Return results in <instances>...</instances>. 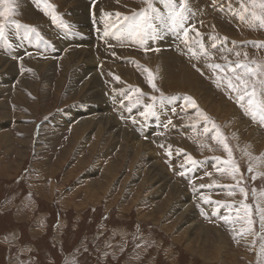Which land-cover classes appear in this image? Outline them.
I'll list each match as a JSON object with an SVG mask.
<instances>
[{
    "label": "rangeland",
    "instance_id": "rangeland-1",
    "mask_svg": "<svg viewBox=\"0 0 264 264\" xmlns=\"http://www.w3.org/2000/svg\"><path fill=\"white\" fill-rule=\"evenodd\" d=\"M227 2L188 0V24L213 54L209 61L193 58L170 33L148 41L147 52L105 36L114 19L106 13L130 14L146 6L142 0H15L11 19L35 27L44 39L25 38V27L10 25L7 42L0 41V264H264L258 256L264 240L234 239L231 226L200 199L210 195L238 207L244 197L238 189L229 195L225 187L200 188L235 181L216 171V158L227 159L223 146L203 134L202 121L192 126L199 119L195 109L181 108L182 98L192 97L227 137L256 218V203L264 206V176L251 180L245 152L264 154V124L245 114L226 82L217 85L207 64H224L223 56L235 61V51L264 60V49L246 43L264 41V29L234 17ZM217 35L228 38L224 50L211 48ZM129 87L145 94H133V103H151L149 97L160 93L176 99L157 100V117L145 121L142 107H121L120 92ZM169 119L175 127L164 128ZM188 155L198 163L191 165ZM252 164L264 172V160ZM254 231H260L258 222Z\"/></svg>",
    "mask_w": 264,
    "mask_h": 264
},
{
    "label": "snow or ice",
    "instance_id": "snow-or-ice-1",
    "mask_svg": "<svg viewBox=\"0 0 264 264\" xmlns=\"http://www.w3.org/2000/svg\"><path fill=\"white\" fill-rule=\"evenodd\" d=\"M146 5L139 10H133L130 14H122L120 12L106 13L105 15L109 18L114 17L109 28H106L105 36L112 35L121 42L127 40L132 43H138L141 46L147 45L148 41L158 40L165 38V35L170 33L177 40H180L187 50L191 53L192 57L195 59H200L201 57L206 58L211 61L213 59V54L205 47L203 43V37L201 33L195 28L194 25L188 24L190 19L191 9L189 7L188 0H142ZM218 0H213V6L217 4ZM238 7H234L232 0L227 2V10L241 22L247 23L250 27H258L264 29V0H236ZM15 0H0V41L7 42V31L6 29L10 25H15L17 29L25 27L27 29L25 38L35 34L38 40H43V36L37 31L33 26L21 25L18 21L11 19L15 13ZM157 4L163 6V11ZM49 9L52 8L51 5L47 6ZM225 4H220V9L223 11ZM52 18L54 21L58 20V16L52 13ZM63 27L69 28V25L63 24ZM190 33H195L194 36ZM213 43L211 48L216 49L218 45L220 50H224L225 44L228 42L227 37L213 36L211 37ZM247 44H251L253 47L264 49V41H249ZM233 49L237 47L236 41H232ZM244 46V45H241ZM233 49H229L232 51ZM147 52L149 47H144ZM159 51V49H155ZM235 56L237 59L235 61L230 60L227 56L221 57L225 63H208L207 67L211 68L214 73H217V85L220 86L221 83L226 82L227 89L231 93L235 94L236 102L244 109L245 114L249 115L254 121H258L264 124V60L257 61L255 59L249 60L247 52L241 53L235 51ZM243 55L244 59L241 60L240 57ZM145 73H147V81L154 91L159 92L155 84V74L151 69L144 68ZM116 81L119 82L120 77H114ZM133 94L137 97H143L145 94L139 88L129 87L126 91H121L120 95L124 97L121 100V107H126L128 112H132L134 108L142 107L143 111L139 112V115L147 121L151 117H157V100L161 102V105L165 101L174 102L175 97H165L163 93H160L159 97L150 96L149 99L151 103L144 104L140 99H137L135 103L132 102ZM230 98H232L230 96ZM124 100L128 101L125 105ZM183 104L181 106L183 111H187L188 108L196 110V115L199 118L192 122V126L196 127L201 121L203 122V134L208 135L211 133V139L223 146L224 151L227 153V159H221L217 157L216 159L220 161L219 165L216 167V171L219 173L227 174L235 181L234 186L230 185H219L213 181L210 184H201V189H212L213 187H225L229 189V195L233 194V191L238 189L243 195L244 199L240 202L239 206L232 204H227L222 201L213 200L210 195L201 194L200 199L204 204H208L213 208L212 215L219 216L226 224L231 226V230L234 233V239L240 237H246L247 235L259 236L264 240V206L260 203L255 205V217L253 214V205L248 204L245 201L248 198V190L242 186L246 177L240 172L239 164L233 157L232 148L227 142V137L220 130L219 126L212 121L206 113H203L197 106L196 101L190 97L185 96L182 98ZM173 113H176V108L171 109ZM133 123H136L133 120ZM175 127L172 124V120L169 119L167 124L163 127L167 128L169 126ZM161 147H164L161 145ZM179 152H183L180 149ZM167 154L171 156V146L168 148ZM179 154V153H178ZM249 157V167L247 172L251 174V180L255 181L258 177L264 176V172L254 171L252 161L264 160V154L260 156H253L251 153L245 152ZM187 161L191 165H195L198 162L195 161L191 155L187 156ZM182 175L184 173H181ZM207 175L211 176V173ZM254 198L257 196V190L255 188L251 189ZM260 198H264V190L260 192ZM224 208L225 213L220 214V209ZM233 212L235 216L233 217ZM258 218V219H257ZM258 222L259 232L254 231V225ZM236 223H241L242 226L238 230L234 227ZM255 246V240L252 242ZM258 256H264V243L260 245V253Z\"/></svg>",
    "mask_w": 264,
    "mask_h": 264
},
{
    "label": "bare ground",
    "instance_id": "bare-ground-1",
    "mask_svg": "<svg viewBox=\"0 0 264 264\" xmlns=\"http://www.w3.org/2000/svg\"><path fill=\"white\" fill-rule=\"evenodd\" d=\"M92 30V29H91ZM80 42L82 41L83 43H86V37H85V40L82 38V37H80ZM73 56H77V55H75V52H74V55ZM66 60H68V59H66ZM0 61H2V60H0ZM1 63V62H0ZM65 63H66V61H65ZM68 63V62H67ZM69 64V63H68ZM68 64H66V65H68ZM1 65V64H0ZM3 65V64H2ZM5 65V64H4ZM7 65V64H6ZM1 68V67H0ZM4 68V67H3ZM6 68V67H5ZM37 68V67H36ZM4 70V69H3ZM41 70V69H40ZM186 78V77H185ZM190 79V78H189ZM167 80V79H166ZM187 81V80H186ZM192 81H193V79H192ZM186 84V83H185ZM185 84H183V83H181V84H179L180 86V88H184V87H186L185 86ZM1 93V92H0ZM204 106H207L206 104H204ZM217 109V108H216ZM210 110H211V108H210ZM81 123V127H83L84 126V124H85V121H83V122H80ZM87 124V123H86ZM92 124V123H91ZM106 125V124H105ZM91 126V125H90ZM89 126V127H90ZM105 128H107V127H105ZM81 130V128L80 129H78L77 130V132L79 133V131ZM5 135V134H4ZM107 135V134H106ZM7 135H5V137H6ZM4 137V136H3ZM1 139V138H0ZM128 139V138H127ZM11 140V139H10ZM13 141V140H12ZM4 144V143H3ZM134 146V145H133ZM132 149V148H131ZM136 149V148H135ZM12 150V149H11ZM137 150V149H136ZM140 152V151H139ZM133 153H135V152H133ZM131 156V155H130ZM97 168V167H96ZM111 167H109V169H110ZM111 169H113V168H111ZM116 169V168H115ZM115 172V171H114ZM113 173V172H112ZM105 174V173H104ZM108 174V173H107ZM114 174V173H113ZM85 176H88V175H85ZM84 177V176H83ZM130 177V176H129ZM148 177V176H147ZM146 177V178H147ZM113 178V177H112ZM118 178V177H117ZM146 180V179H145ZM149 180V179H148ZM154 180H155V178H154ZM110 181H111V179H110ZM109 181V182H110ZM125 181V180H124ZM112 182V181H111ZM149 182V181H148ZM97 183V182H96ZM102 183V182H101ZM150 183V182H149ZM153 183H154V181H153ZM152 183V184H153ZM103 184V183H102ZM126 184V183H125ZM103 185H105V184H103ZM99 186H101V185H99ZM168 186V185H167ZM112 187H113V185H112ZM169 187V186H168ZM108 188V187H107ZM96 189V188H95ZM143 189V188H142ZM101 191H102V189H100ZM107 190V189H106ZM163 190V189H162ZM166 190V189H165ZM98 191H99V189H98ZM106 192V191H105ZM167 194V193H166ZM93 195V194H92ZM97 196V195H96ZM100 196H102V195H100ZM137 196V195H136ZM140 196V195H139ZM90 197V196H89ZM98 197V196H97ZM103 197V196H102ZM87 199H89L88 197H87ZM91 199V198H90ZM98 199V198H97ZM105 199V198H104ZM73 202V201H72ZM93 202V201H92ZM201 206V205H200ZM108 211V210H107ZM185 214V213H184ZM186 215V214H185ZM185 217V216H184ZM202 232H204V231H202ZM206 232V231H205ZM205 234V233H204ZM199 235H201V233L199 234ZM204 237V236H203ZM207 239V238H206ZM203 240V239H202ZM221 240V239H220ZM202 242V241H201ZM205 243V242H204ZM250 244V243H249ZM253 245V244H252ZM214 262V261H213Z\"/></svg>",
    "mask_w": 264,
    "mask_h": 264
}]
</instances>
